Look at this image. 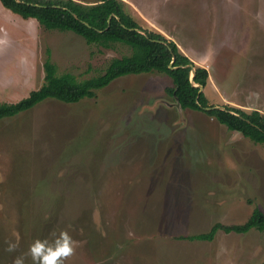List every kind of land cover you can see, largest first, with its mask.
I'll return each mask as SVG.
<instances>
[{
    "label": "rangeland",
    "instance_id": "374dc122",
    "mask_svg": "<svg viewBox=\"0 0 264 264\" xmlns=\"http://www.w3.org/2000/svg\"><path fill=\"white\" fill-rule=\"evenodd\" d=\"M122 1L142 27L207 68L201 91L209 104L264 115V0ZM25 27L37 37V66L29 85H0V100L43 82L46 48L58 74L78 79L131 51L71 30ZM171 85L156 69L129 73L94 96L47 97L0 118V264L64 229L77 241L65 264H263L264 230L181 237L242 223L254 207L264 212V143L178 106Z\"/></svg>",
    "mask_w": 264,
    "mask_h": 264
},
{
    "label": "trees",
    "instance_id": "16d2710c",
    "mask_svg": "<svg viewBox=\"0 0 264 264\" xmlns=\"http://www.w3.org/2000/svg\"><path fill=\"white\" fill-rule=\"evenodd\" d=\"M0 1L24 18H35L42 28L71 30L81 35L87 43L104 47H112L113 43L120 42L131 48L128 54L111 57L102 73L82 79L69 71L58 74L57 66L51 60L50 49L46 48L43 82L18 100L0 101V118L29 109L47 97L65 102L91 97L95 95V89L107 85L118 76L156 69L171 77L172 85L167 87V91L182 108L203 110L227 128L239 131L255 142L264 143V115L256 109L246 112L230 105L220 107L209 104L204 92L190 81L193 66V82L205 86L209 75L207 68L193 63L176 42L162 33L142 27L124 9L122 0H95L91 3L77 0ZM250 228L264 230V212L258 207H254L242 223L215 222L207 231L181 237L211 240L218 229L242 233Z\"/></svg>",
    "mask_w": 264,
    "mask_h": 264
},
{
    "label": "crops",
    "instance_id": "0c3cea01",
    "mask_svg": "<svg viewBox=\"0 0 264 264\" xmlns=\"http://www.w3.org/2000/svg\"><path fill=\"white\" fill-rule=\"evenodd\" d=\"M25 24L38 26L35 18H24L0 1V85H29V75L37 66V37Z\"/></svg>",
    "mask_w": 264,
    "mask_h": 264
},
{
    "label": "clouds",
    "instance_id": "9594fccd",
    "mask_svg": "<svg viewBox=\"0 0 264 264\" xmlns=\"http://www.w3.org/2000/svg\"><path fill=\"white\" fill-rule=\"evenodd\" d=\"M7 252H15L18 244L7 241ZM77 241L73 239L67 229L58 233L53 232L50 237L35 239L26 253H21L13 260V264H26L30 258L31 264H65L76 252Z\"/></svg>",
    "mask_w": 264,
    "mask_h": 264
},
{
    "label": "water",
    "instance_id": "95a60500",
    "mask_svg": "<svg viewBox=\"0 0 264 264\" xmlns=\"http://www.w3.org/2000/svg\"><path fill=\"white\" fill-rule=\"evenodd\" d=\"M194 73H195V68L192 66L191 67V73H190V81L192 82L193 85L198 86L199 87V91H201L203 89V85L193 82L192 77H193ZM175 100H176L177 105L180 106L179 101L177 99H175Z\"/></svg>",
    "mask_w": 264,
    "mask_h": 264
}]
</instances>
